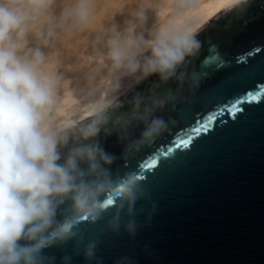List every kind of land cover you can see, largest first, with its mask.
Instances as JSON below:
<instances>
[{
    "label": "clouds",
    "instance_id": "obj_1",
    "mask_svg": "<svg viewBox=\"0 0 264 264\" xmlns=\"http://www.w3.org/2000/svg\"><path fill=\"white\" fill-rule=\"evenodd\" d=\"M111 3L0 0V264H56L45 250L70 242L61 264H104L105 239L155 210L105 140L127 159L167 131L203 25L196 0Z\"/></svg>",
    "mask_w": 264,
    "mask_h": 264
},
{
    "label": "water",
    "instance_id": "obj_2",
    "mask_svg": "<svg viewBox=\"0 0 264 264\" xmlns=\"http://www.w3.org/2000/svg\"><path fill=\"white\" fill-rule=\"evenodd\" d=\"M202 25L199 54L186 68L189 79L175 107L161 114L167 131L127 159L120 158L115 136L105 140L122 170L145 173L141 179L156 207L145 206L135 238L105 239L104 264L121 255L134 264H264V0H242ZM216 53L224 64L202 74ZM202 122L210 127L193 133ZM72 247L45 253L61 264ZM73 264L87 262L76 256Z\"/></svg>",
    "mask_w": 264,
    "mask_h": 264
},
{
    "label": "bare ground",
    "instance_id": "obj_3",
    "mask_svg": "<svg viewBox=\"0 0 264 264\" xmlns=\"http://www.w3.org/2000/svg\"><path fill=\"white\" fill-rule=\"evenodd\" d=\"M117 0H113L111 5L114 6ZM198 7L195 9V15L199 17L201 24H204L217 12L230 7L238 0H196Z\"/></svg>",
    "mask_w": 264,
    "mask_h": 264
},
{
    "label": "snow or ice",
    "instance_id": "obj_4",
    "mask_svg": "<svg viewBox=\"0 0 264 264\" xmlns=\"http://www.w3.org/2000/svg\"><path fill=\"white\" fill-rule=\"evenodd\" d=\"M257 51H259V49H257ZM223 64H224V60L219 56L218 53H216V54H214V55H211V56H209V58L204 62L203 66H202V74H205L203 70H216V69H218L219 67H221ZM252 98H253V99H256L257 97L253 96ZM244 103H247V97H245V99H244ZM242 107H243V104L239 105L238 108H237V107H233L232 110H233V111H238V110L242 109ZM211 119H212V118L209 117V120H211ZM208 127H210V125H209L207 122H202V126H201L200 128H194V129L192 130V132H193V133H196V134H199L202 130H207ZM190 142H191L190 139H185V140L183 141L182 146H183L184 148H188ZM164 151L167 153V152H170L171 149H165ZM158 155H159V154H158ZM162 163H163V161H162ZM162 163H161V164H162ZM150 167H153V165H144V168H145V169H148V168H150ZM144 174H145V173L142 171V172H141V178L143 177Z\"/></svg>",
    "mask_w": 264,
    "mask_h": 264
},
{
    "label": "rangeland",
    "instance_id": "obj_5",
    "mask_svg": "<svg viewBox=\"0 0 264 264\" xmlns=\"http://www.w3.org/2000/svg\"><path fill=\"white\" fill-rule=\"evenodd\" d=\"M112 1H113V0H112ZM114 2H115V5H114V6L111 5L110 10H115V9H117V8L119 7V4L121 3V0H117V1H114Z\"/></svg>",
    "mask_w": 264,
    "mask_h": 264
}]
</instances>
